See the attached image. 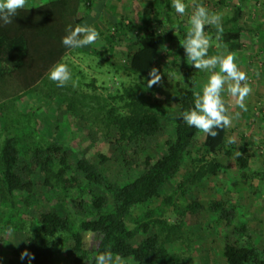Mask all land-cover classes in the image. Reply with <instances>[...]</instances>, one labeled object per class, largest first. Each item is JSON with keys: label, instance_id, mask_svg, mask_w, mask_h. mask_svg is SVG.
Masks as SVG:
<instances>
[{"label": "trees", "instance_id": "trees-1", "mask_svg": "<svg viewBox=\"0 0 264 264\" xmlns=\"http://www.w3.org/2000/svg\"><path fill=\"white\" fill-rule=\"evenodd\" d=\"M163 1L165 12L160 20L156 16L162 15L163 5L157 0L151 3L147 19L130 14L118 17L105 35L109 45L105 51L93 44L79 49L61 44L69 25L96 23L100 11L92 8V0H38L33 7L17 9L12 22L0 26V243L6 236L20 233L27 246L23 264H55L69 241L77 253L72 264H93L92 258L104 252L127 260V264H189L204 238L188 219L203 211H209L216 222L233 227L234 239L226 237L224 244L225 264H264V249L254 244L247 221L239 219L231 201L212 199L205 205L190 197L208 177L229 171L230 165L219 159L221 154L233 157L242 174L251 167L254 155L228 143V128L217 129L216 137H207L179 117L194 105L197 73L186 55L189 66H178L162 53L164 38H175L165 29L175 31L182 41L189 28L183 16L171 8V0ZM218 2L225 4L224 0ZM244 2L238 0L232 13L222 17L224 30L218 41L215 26H205L214 43L236 46L243 35L252 38L261 28L244 21ZM120 41L137 46L126 65L115 64L109 57L112 46ZM81 57L97 73L107 66L101 77L87 74L76 63ZM57 62L69 66L75 87L69 82L59 88L47 78ZM152 69L161 77L156 84L171 83L177 92L178 115L168 112L170 102L157 96L156 84L147 87ZM32 95L37 96L38 105L34 110H21L19 104ZM55 100H62V108L70 116L98 133L100 147L140 143L156 136L163 122L174 126V137L167 142L163 157L155 159L147 153L144 172L115 187L85 157L73 165L64 148L40 132V113ZM201 134L202 146L191 156L190 148ZM99 157L102 163L108 160L101 153ZM122 159L128 169L137 170L140 152L133 148L122 153ZM188 160V174L165 192V185L182 172ZM36 174L50 194L34 192ZM88 185L99 187L110 202ZM48 203L67 213L43 211ZM87 233L99 236L91 253L84 247ZM169 246L178 250L172 253ZM5 264L18 263L8 257ZM209 264H216L214 258Z\"/></svg>", "mask_w": 264, "mask_h": 264}, {"label": "rangeland", "instance_id": "rangeland-1", "mask_svg": "<svg viewBox=\"0 0 264 264\" xmlns=\"http://www.w3.org/2000/svg\"><path fill=\"white\" fill-rule=\"evenodd\" d=\"M155 0H92L91 6L94 10L100 11V15L94 27L99 32L98 40L93 43L99 51L108 49L105 41V35L113 29V24L118 17L130 14L131 17L144 20L148 18V10L151 3ZM162 3V15L156 16L160 20L165 12L164 1L157 0ZM219 0H184L186 5L185 13L182 15L186 25L189 27L188 19L195 6L203 5L207 7L211 13H218L222 17L231 14L238 0H224L225 4H220ZM115 8L116 10H113ZM244 21L249 25L261 26L256 29V34L251 38L243 35L236 46L220 45L212 43L209 48L208 55H221L231 52L235 56V62L239 69L245 72L246 83L251 88L250 93L245 97L244 103L246 111L241 110L236 99L222 93L229 114L233 115L239 112L238 118H234L230 127H228V143L236 145L245 153L253 154L251 159V167L242 174L236 168L235 159L231 156L221 154L219 158L224 164L230 165L227 173H221L217 176L208 177L199 187H197L190 195L192 199H197L203 204H207L212 199H221L231 201L238 212L239 219L245 220L251 230L254 244L260 249H264V192L262 188L264 181V0H245ZM85 11V9H83ZM83 13V12H82ZM168 34L175 37L174 39L164 38L161 49L166 58H170L178 66H189L185 61V50L183 49L179 35L175 31L165 29ZM136 45L130 41L116 42L112 46L109 55L110 60L118 65H126L129 55ZM95 60H97L95 58ZM87 74H99L105 68L95 70L90 69V62L87 58L81 57L76 62ZM102 66H105L102 64ZM197 73L196 92L200 91L203 84L207 80L208 73L203 71L199 74V70L194 68ZM219 71V69H215ZM110 78L111 76L108 75ZM106 79V78H105ZM112 86V84H109ZM227 87V85H225ZM154 91L162 100H169L168 112L173 115L179 114L178 94L172 88L171 83L156 84ZM37 96L32 95L26 102H21L19 107L21 110H34L37 106ZM62 100L49 102L45 110L40 113L41 122L39 130L42 134L46 132L54 144L64 148L68 153L70 162L75 165L81 158L85 157L91 163L95 164L106 176L108 181L115 187L127 184L140 172L146 169L145 157L150 153L155 159L163 157L167 152V142L174 137V126L165 122L162 123V130L154 137L145 139L144 141L119 148L117 146L105 145L99 146L98 133L91 129L82 121H76L62 108ZM203 142V134L199 135L190 148L191 156H194L200 149ZM137 148L140 152V162L137 170L128 169L122 159V153L129 152L131 149ZM105 155L108 160L101 162L99 154ZM189 172V160L183 166L182 172L170 183L165 185L164 191H172L177 183L184 178ZM262 177V179L260 178ZM34 192L38 195H48L50 192L46 190L42 179L36 174L33 177ZM96 194L103 195L110 202V198L106 196L99 187L88 185ZM110 204V203H108ZM48 203L42 207V210H54L61 215H65L67 211L61 206H52ZM188 224L193 226L196 232L204 238L201 247L191 257L189 264H209L214 258L216 264H225L223 249L226 237L234 239L233 227H227L224 223L216 222L213 215L209 211H203L194 216H190ZM142 237L137 238L133 244H136ZM99 236L93 234H85L84 247L90 253L94 251ZM170 252L175 253L178 248L169 246ZM27 254L26 241L20 233H14L6 236L5 240L0 243V264H5L7 258L14 259L18 264H23ZM109 253V252H108ZM77 253L74 250L73 241L66 244L63 252L55 260V264H72ZM113 264H127V260H122L112 256Z\"/></svg>", "mask_w": 264, "mask_h": 264}, {"label": "clouds", "instance_id": "clouds-1", "mask_svg": "<svg viewBox=\"0 0 264 264\" xmlns=\"http://www.w3.org/2000/svg\"><path fill=\"white\" fill-rule=\"evenodd\" d=\"M25 0H0V26L12 22L17 9L23 8ZM171 8L175 13L183 15L186 5L184 0H171ZM189 28L186 37L180 41L186 53V60L189 65L199 71L208 73L207 80L200 91L194 93V105L183 111L179 117L182 122L191 128H195L206 136L216 137L217 129H227L234 118L240 113L229 114L222 93L236 99L238 107L246 111L245 97L250 93L251 88L246 83L245 72L241 71L235 62V56L231 52L221 55L209 56V48L213 43V37L205 32V26H215L218 41L223 33L221 16L218 13H211L203 6L197 5L188 19ZM66 35L61 37V44L66 49H79L95 43L99 38V32L89 25H69L66 28ZM219 71H215V69ZM147 87L160 81V75L156 69L149 73ZM47 78L55 82L59 88L65 87L69 82L76 86L69 66L64 62L55 63L48 71ZM227 85V87H225ZM9 232L12 228L9 227ZM22 254V258H23ZM93 264H113L112 256L108 252L96 255L91 260Z\"/></svg>", "mask_w": 264, "mask_h": 264}, {"label": "crops", "instance_id": "crops-1", "mask_svg": "<svg viewBox=\"0 0 264 264\" xmlns=\"http://www.w3.org/2000/svg\"><path fill=\"white\" fill-rule=\"evenodd\" d=\"M37 3H38V0H25V4H24L23 8L33 7V4L37 5Z\"/></svg>", "mask_w": 264, "mask_h": 264}]
</instances>
